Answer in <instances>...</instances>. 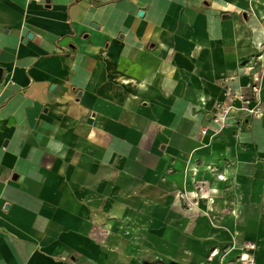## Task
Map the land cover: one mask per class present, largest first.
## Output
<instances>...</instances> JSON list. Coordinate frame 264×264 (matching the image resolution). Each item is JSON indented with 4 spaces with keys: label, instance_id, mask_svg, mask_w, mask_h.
Returning <instances> with one entry per match:
<instances>
[{
    "label": "crops",
    "instance_id": "crops-1",
    "mask_svg": "<svg viewBox=\"0 0 264 264\" xmlns=\"http://www.w3.org/2000/svg\"><path fill=\"white\" fill-rule=\"evenodd\" d=\"M255 74L264 0H0V264H264Z\"/></svg>",
    "mask_w": 264,
    "mask_h": 264
},
{
    "label": "built area",
    "instance_id": "built-area-1",
    "mask_svg": "<svg viewBox=\"0 0 264 264\" xmlns=\"http://www.w3.org/2000/svg\"><path fill=\"white\" fill-rule=\"evenodd\" d=\"M247 62H254V58L247 59ZM260 76L255 74L249 82L246 91H227V101L218 103L215 108L213 121L218 126V131H221L225 125L226 119L234 112H243L247 116L255 119L264 118V103L260 97ZM198 206V202L192 204ZM215 253H212L214 256Z\"/></svg>",
    "mask_w": 264,
    "mask_h": 264
},
{
    "label": "rangeland",
    "instance_id": "rangeland-1",
    "mask_svg": "<svg viewBox=\"0 0 264 264\" xmlns=\"http://www.w3.org/2000/svg\"><path fill=\"white\" fill-rule=\"evenodd\" d=\"M230 264H232V263H230Z\"/></svg>",
    "mask_w": 264,
    "mask_h": 264
}]
</instances>
